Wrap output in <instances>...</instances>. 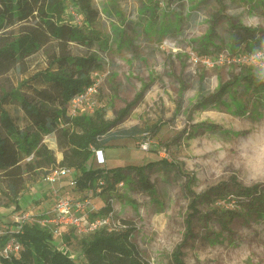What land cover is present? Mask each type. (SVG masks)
Segmentation results:
<instances>
[{
	"label": "rangeland",
	"instance_id": "374dc122",
	"mask_svg": "<svg viewBox=\"0 0 264 264\" xmlns=\"http://www.w3.org/2000/svg\"><path fill=\"white\" fill-rule=\"evenodd\" d=\"M156 1L155 9H171L181 17L183 33L174 40L164 39L161 50L169 53L148 54L143 60L122 54L120 41L108 32L109 27L117 25L115 21H121L112 10L137 11L143 2L93 1L101 13L95 26L102 43L95 52L100 59H107V68L100 74L110 72L102 79L98 99L109 121L120 119L105 137L127 141L122 148L108 146L103 162L94 154L89 166L128 170L158 162L142 173L131 169L123 185L94 195L95 209L101 211V216L110 203L119 225L126 220L135 227L133 242L149 264H174L177 249H181L185 264H264V67L237 62L208 70L203 65H192L190 58L191 52L208 57L219 51L226 56L235 52L231 43L218 45L230 36L231 22L257 30L254 37H259L252 39L257 41L255 45L242 49L238 56L264 52L263 4L260 0H166L161 7ZM168 15L177 19L172 13ZM210 29L215 47L209 48L200 41ZM188 31L192 33L189 38L185 34ZM52 49L49 45L0 76V95L17 91L23 80L46 67L47 53ZM75 51L85 53L86 49ZM202 82L208 90L201 94ZM7 108L20 126L27 125L18 101ZM151 127L158 128L151 136L153 145L150 151H143L138 140ZM134 129L137 131L132 133ZM47 145L59 159L58 143L56 146L50 138ZM31 159L25 158L23 163ZM52 168L28 173L23 194L43 186ZM140 178L151 188L144 189ZM7 193L0 175V213L8 212L9 217L3 220L13 223L20 213L14 211ZM67 195L86 196L63 191V196ZM33 203L44 207L35 195L20 199L24 208L30 209ZM79 240H71V247L62 242L76 258L81 253ZM79 261L83 263L82 258Z\"/></svg>",
	"mask_w": 264,
	"mask_h": 264
},
{
	"label": "trees",
	"instance_id": "16d2710c",
	"mask_svg": "<svg viewBox=\"0 0 264 264\" xmlns=\"http://www.w3.org/2000/svg\"><path fill=\"white\" fill-rule=\"evenodd\" d=\"M93 1L0 0V76L49 45L53 47L47 53L46 67L23 80L17 91L0 95V175L16 212L24 213L20 199L26 188V175L36 169L71 168L77 180L73 190L84 194L92 191L99 196L121 185L131 169L142 173L158 163L128 170L89 166L94 150L105 148L108 143L105 136L120 120L106 119L102 105L91 115H69L72 99L94 83V74L100 72L107 62L95 52L102 43L93 31L101 13ZM71 7L81 16L82 24L75 22ZM230 26L236 30L239 39L256 38L257 30L232 22ZM13 27H18L16 32L10 31ZM75 48H85L86 52L76 53ZM15 101L19 102L25 115L27 125L24 127L7 108ZM149 129L148 132L153 134L158 128ZM136 131L134 129L132 133ZM48 135L56 136L63 153V160L59 163L54 152L44 143L43 139ZM30 156H33L32 161L23 163ZM140 183L144 189L151 188L144 178H140ZM245 191L249 193L250 190ZM102 210L103 215L114 211L110 203ZM100 212L91 214V218ZM47 216L33 215L19 232L13 231L14 221L11 229L0 233V249L12 236L22 244L18 256L4 259L0 255V264H149L133 242L135 227L129 221L124 220L123 225L113 229L102 227L84 235H79L74 228L64 227L62 236L56 237L51 225L40 222ZM74 239H80L81 253L77 258L69 247L68 250L62 248V242H68L71 247L70 242ZM173 262L185 264L181 249L173 254Z\"/></svg>",
	"mask_w": 264,
	"mask_h": 264
},
{
	"label": "crops",
	"instance_id": "0c3cea01",
	"mask_svg": "<svg viewBox=\"0 0 264 264\" xmlns=\"http://www.w3.org/2000/svg\"><path fill=\"white\" fill-rule=\"evenodd\" d=\"M124 1L130 2V3L140 1V2H143V5L139 10L133 11V12H131L130 10H121V11L114 12L112 10V15L114 17H118V19H121V21L120 22L115 21L117 25L109 27L108 32L112 33L115 36L114 38H117L120 41L121 45H120L119 51L125 56H128L130 58L134 57L135 59L139 58L141 60L145 59L146 55L148 54L149 55L151 54L152 56L153 55L159 56L160 52L169 53V51L167 50H161L162 43L164 39L166 38L174 40L175 37L183 33L182 25H180L181 17L178 14L171 11L170 8H169L170 10H164V11L160 7H159L160 9H155L154 7L156 6L154 2H157L156 0H124ZM259 2L262 3L264 2V0H260ZM262 7H264V5H262ZM169 13L176 15L175 17L177 19L173 20L172 17L168 15ZM93 30H94L95 35L99 34V33H96V26L94 27ZM185 34H187L188 35L187 38H189L192 33L188 31ZM212 34L213 33L211 32V29L210 31L205 32L203 36H206V38H204L203 41L201 40L200 43L201 44L204 43L206 46L209 45L210 47L211 46L215 47L214 43L210 41V37H209ZM240 40L241 38L239 39V37L237 36L236 30L232 29L230 36L228 38L224 37L223 40L218 41V45L224 44V42H227L226 43L227 45L232 44L231 50L232 51L235 50L237 54L239 52H242V49L253 46V44L255 45V43L257 42L256 40H259V37H257L256 40L248 39L246 40L247 42H242V43H240ZM104 42L107 43L106 39H103V43ZM207 42H210V43H207ZM105 51L107 52L108 49ZM220 52L221 51H219L217 54H213L214 56L210 55L211 58L214 61H216L214 67H207L203 63H199V65L205 66L208 70L214 69L215 67L218 66L217 61H218V58L221 56ZM235 52H232L230 53V55L225 56L224 61L222 63H219V65L220 66L221 65L226 66L229 64L235 65V63L238 62L236 58L238 54L237 56H235L234 54ZM199 56H205V55L203 54ZM105 66H106L105 68H107V62ZM159 67H162V64H160ZM105 73L109 74L110 72L108 70ZM200 87H201V94L207 92L208 87L205 82H202ZM147 89H148V86H147ZM147 89L144 90V95L146 94ZM184 89L181 93L182 96L184 95ZM106 119L108 118L106 117ZM112 137H107L108 143L106 144L105 148L102 149L104 154L106 152V149L109 148L108 146H114L117 148H122L126 146L124 143H126L127 139H111ZM132 137H133L132 139L134 140V144H135V141H136L135 136L132 135ZM50 138L54 140L57 146L58 142H57L56 136L48 135L46 136V140L44 142L47 144ZM110 143H114V145H110ZM62 160H63V153L61 151V155L59 156V159L57 158V161L59 163ZM74 176H76L75 172H74V175L64 177L62 180L56 183H50L49 181L44 179L45 183L43 186L41 185L37 187V189H34L31 192V194H23V196L28 195L32 197L35 195L37 199H39L42 202L44 207L35 206V204L33 203V206H31L30 209L24 208L21 206L22 211L23 212H28V210L35 211L36 213H34V215L46 214L47 211L52 212L54 208L52 209L49 207L51 206L55 207V198L58 199V196L63 195V191L65 190L74 191L73 188L69 185V180L73 178ZM4 217H9L8 212L0 213V222L2 223L0 224V226H2V229H0V233H3L6 230L11 229L13 226V223H11L12 220L11 221L3 220Z\"/></svg>",
	"mask_w": 264,
	"mask_h": 264
},
{
	"label": "built area",
	"instance_id": "2783aa9c",
	"mask_svg": "<svg viewBox=\"0 0 264 264\" xmlns=\"http://www.w3.org/2000/svg\"><path fill=\"white\" fill-rule=\"evenodd\" d=\"M166 0H159V5L164 7ZM71 14L74 20L78 24H82V18L76 11L71 7ZM226 55H221L218 58L217 63H222ZM191 64L197 65L199 63L205 64L207 67H214L215 62L211 57L204 56L200 57L197 53L191 52L190 54ZM238 62L250 63L251 65H261L264 67V52H250L248 54H243L237 56ZM108 73L100 74L96 72L94 74V83L89 86L86 90L78 94L71 101L69 107V115L71 117H76L79 114H94L101 106L98 99L100 95V87L103 77ZM142 137L138 140L140 142V149L143 151H150L152 147V134L148 131L144 132ZM95 156L100 157V161L103 162V150H94ZM30 156L29 158H32ZM74 175V171L71 168L58 166L51 170L45 177V180L50 183H56L62 180L64 177ZM69 185L73 188L77 186V180L75 177L69 180ZM123 185V183L121 184ZM101 189L98 190L100 192ZM84 198L78 197L73 198L71 196L59 195L57 199L56 207L52 212L46 213L48 215L46 218L40 220L43 225H51L53 227V233L56 237L62 236V229L64 227L74 228L79 235L88 234L94 232L102 227H109L113 229L117 227L120 223L116 221L115 211L110 212L106 215L95 216L91 218V214L98 212L95 209L92 197L94 193L88 191ZM32 218L29 212H24L18 214L15 217V225L13 231H21L23 225ZM63 249L67 250V248ZM22 251V244L17 240L16 237L12 236L6 244L0 249V255L4 259H10L12 256H18Z\"/></svg>",
	"mask_w": 264,
	"mask_h": 264
}]
</instances>
